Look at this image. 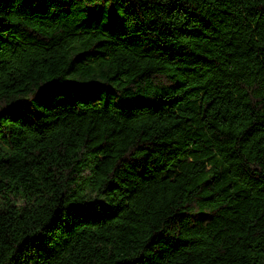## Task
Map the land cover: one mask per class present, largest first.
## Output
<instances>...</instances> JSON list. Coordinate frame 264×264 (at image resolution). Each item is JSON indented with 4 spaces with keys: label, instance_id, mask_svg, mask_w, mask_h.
<instances>
[{
    "label": "trees",
    "instance_id": "trees-1",
    "mask_svg": "<svg viewBox=\"0 0 264 264\" xmlns=\"http://www.w3.org/2000/svg\"><path fill=\"white\" fill-rule=\"evenodd\" d=\"M0 264H264V0H0Z\"/></svg>",
    "mask_w": 264,
    "mask_h": 264
}]
</instances>
